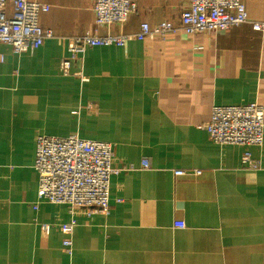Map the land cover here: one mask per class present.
I'll return each mask as SVG.
<instances>
[{"label":"crops","instance_id":"obj_1","mask_svg":"<svg viewBox=\"0 0 264 264\" xmlns=\"http://www.w3.org/2000/svg\"><path fill=\"white\" fill-rule=\"evenodd\" d=\"M39 1L54 37L20 54L0 44V264H264V142L219 145L203 126L215 105L264 107V33L244 23L92 46L64 75L68 38L178 25L189 0H138L110 26L96 24L92 0ZM243 1L249 19L264 20V0ZM38 135L113 143L122 170L109 214L38 203ZM246 150L259 170L243 169ZM74 218L68 251L60 226Z\"/></svg>","mask_w":264,"mask_h":264},{"label":"built area","instance_id":"obj_2","mask_svg":"<svg viewBox=\"0 0 264 264\" xmlns=\"http://www.w3.org/2000/svg\"><path fill=\"white\" fill-rule=\"evenodd\" d=\"M92 3L96 24L106 26L126 22L138 7V0H92ZM47 10L48 6L39 0H0V44L10 45L16 54L41 47L47 39L54 37L53 31L40 23V15ZM244 23H250L254 30L264 33V20L249 19L243 0H189L178 25L163 21L151 26L144 22L135 33L84 34L68 38L70 56L61 60L60 68L64 75H72V61L92 46H125L130 40L155 36L164 39L179 30L190 34L223 33ZM0 61L5 62L3 53H0ZM76 76L88 80L80 73ZM203 126L216 144L260 146L264 142V107L256 102L215 105L210 120ZM36 145L34 166L39 178L38 203L65 204L73 214L81 210L88 216L110 213L111 179L122 170L114 164L113 143L82 139L78 135H38ZM143 166L149 167V162L144 161ZM260 168L251 152L246 150L243 169ZM175 174L200 175L201 171L177 170ZM34 208L37 209L38 204ZM76 224L74 218L60 226L67 235L64 245L68 251L71 250ZM41 227L46 234L53 229L49 223H42ZM174 227L184 228L186 223L175 221Z\"/></svg>","mask_w":264,"mask_h":264}]
</instances>
